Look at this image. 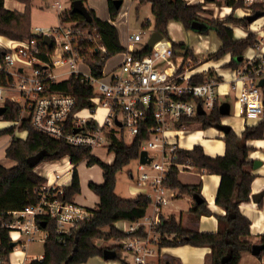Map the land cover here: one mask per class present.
<instances>
[{"label": "trees", "instance_id": "trees-1", "mask_svg": "<svg viewBox=\"0 0 264 264\" xmlns=\"http://www.w3.org/2000/svg\"><path fill=\"white\" fill-rule=\"evenodd\" d=\"M24 5L23 12L9 10L4 6V0H0V37L6 40L22 41L37 38L31 32V3L33 0H15ZM81 1L91 16V21L85 19L71 11L70 8L59 14L60 21L74 22L78 27L92 29L95 28L101 37V44L106 49L105 60L122 53L125 48L120 44L118 31L114 25L108 21L97 18L93 9L86 6L88 0ZM117 0H107L108 12L113 20L117 17L119 10L114 2ZM124 1V0H122ZM138 8L149 4L153 17L152 32H157L166 38L169 46L174 50H183L185 56L198 63L193 49L184 43L171 41L168 34V24L172 21L178 22L186 31L190 30L193 22H202L208 25V29L198 32L207 35L210 30L215 32L216 37L221 42L219 49L207 59L218 60L230 55V61L225 65L228 68H239L243 62L244 53L255 45V36L251 33L244 38H236L231 25L247 30L249 23L245 17H238L235 14L237 9L243 7L242 1H227L226 7L231 8L228 15L221 19L205 20L201 14L205 13V8L209 0L203 3L187 5L184 0H136ZM263 13L264 8L260 5L253 6L252 14ZM149 27V26H148ZM39 39V38H38ZM39 57L47 61L46 54L52 52L47 45H39ZM147 46L141 52H134V56H141L150 53ZM0 62L2 60V51ZM91 75L100 77L105 61L100 60L98 54H93L88 60ZM211 74V69H209ZM206 76L197 75L193 78L194 83H203ZM12 78L0 72V84L11 83ZM53 90L71 93L75 96L76 104L73 112L91 107L93 96V86L80 78L72 75L67 80L55 83ZM5 111L0 116L1 120L15 122L20 120L18 130L26 131L25 139H20L13 135L14 126L0 130V136L11 135L8 146L5 149L6 159L15 162L12 167L6 168L0 164V260L2 264H9V254L12 249V242L9 236V228L6 226L12 221L9 212L20 211L26 206L35 205L39 200L38 189L45 179L39 176L34 168H31L26 160L28 157L44 152L41 162H50L69 157L72 165L70 182L62 186V194L57 198L61 202H72L75 195L80 193V181L76 170L78 163L85 161L88 167L98 165L102 170V184L93 181L88 182V188L98 198L95 209H90L88 219L78 221L70 228L69 232L63 235V240L55 232L56 221L46 217L43 221L45 226L43 240V257L33 259L29 264H85L93 257H102L105 248L98 247L95 241L110 239H124L128 236H138L144 238L147 232L143 227H139L132 234H127L115 227V223L125 221L135 223L142 219L150 207L152 200L150 197L140 194L132 199H122L115 194L116 174L131 160L137 159L140 142L146 137L141 130L131 144H127L121 138H110L108 151L114 154L113 161L108 164L91 154V150L86 147L71 146L64 140H56L31 126L29 118L20 119L21 107L18 103L6 100L3 104ZM218 104L214 109L203 116L195 119H187L184 122L197 124L201 129L213 127L221 122L222 116L219 113ZM71 118L68 117L65 124V131L70 132ZM92 123L89 122V125ZM264 137V115L253 126H246L242 135L237 136L233 130L224 135L225 152L222 156L209 157L204 154L199 145L193 146L190 150L179 149L175 152L177 163H188L194 168L201 169L208 174L220 176V184L215 198V203L225 210L224 216H218L219 228L214 233H200L183 227L174 218L162 220L155 230L159 233V248L190 245L194 247H208L211 250V264H238L243 254L250 253L252 242L249 241L250 222L241 215L239 209L243 206L253 204L256 208L261 207V200L252 202V192L250 184L253 175L245 167L248 165L247 154L249 147L243 143L245 140L262 139ZM178 170L171 167L164 178V185L176 189L177 195H198L200 203H193L189 210V215L193 219H198L202 215H210L206 207V202L201 197L200 184L184 185L177 178ZM264 197V189L260 192ZM41 219V218H40ZM42 222V221H41ZM38 223H40L38 219ZM107 229L108 232H102ZM257 244H264V234L260 236ZM121 244L106 248L110 250L119 249ZM264 255V249L257 256Z\"/></svg>", "mask_w": 264, "mask_h": 264}, {"label": "built area", "instance_id": "built-area-1", "mask_svg": "<svg viewBox=\"0 0 264 264\" xmlns=\"http://www.w3.org/2000/svg\"><path fill=\"white\" fill-rule=\"evenodd\" d=\"M184 1L191 5L205 0ZM214 1L224 6L230 0ZM239 1L243 3L240 17L252 15L253 6L260 5L264 8V0ZM52 8L59 14L64 11L59 1L54 2ZM121 13L126 16L127 10L122 11L121 7L117 18ZM59 14L56 26L45 30L34 27L31 30L37 38L7 40L8 47L0 49V72L12 78L11 83L0 84V100L3 103L9 100L20 104L21 111L27 114L26 118L30 119L34 129L56 140H64L71 146L89 148L91 152L95 147H103L105 141L108 143L104 147L108 148L111 136L116 139L122 137L124 140L125 133L131 139V144L139 132L143 131L146 138L140 142L139 154L145 151L150 161L147 164L139 163L138 185L150 186L155 192L153 211L150 216L145 215L124 231L132 234L143 227L147 232L146 237L128 236L120 243L124 250L133 252L132 264H149L148 259L155 254L153 246L160 237L155 230L162 222L160 211L169 203L163 195L167 188L163 183L164 178L171 167L178 171L191 167L188 163H177L175 152L180 148L176 142L171 141L172 132L190 124L184 120L200 116L198 105L204 112L203 115H206L217 104H221L220 95L229 93L234 94L239 115L248 119L264 115V83L262 87L258 85L260 80L264 82V25H257V19L249 24L247 30L239 27L245 32V37L248 33L255 36V45L250 49L256 53L244 58L239 68H230L227 81L222 80L223 77L216 69H211V74L209 69L193 74L199 63L187 58L183 50H174L169 45L155 44L150 53L134 56L133 53L138 51L131 47L141 42L142 38L140 33L127 31L122 61L113 68L109 80L104 82L101 81L104 76L103 68L98 78L91 75V69L90 76L78 69L81 64L90 68L88 60L93 54H98L100 60L106 61V49L101 44L97 30L78 27L74 22H62ZM149 23L150 20L146 19L142 28H147ZM44 37L50 40V46L44 43ZM40 44L47 45L52 50L46 54L47 61L39 57ZM17 63L29 66L31 74H26L23 66ZM72 75L80 76L93 86V96L90 99L92 105L85 108L88 111L86 117L81 114L84 109L73 112L76 104L73 94L52 89L55 83L67 80ZM197 75L206 76V81L194 83L193 78ZM222 83L228 85L226 92L220 90ZM6 91L16 94L4 96ZM98 110H103L101 120L95 118ZM69 116L70 132H66L64 127ZM89 122L92 124L89 125ZM19 123L20 120L15 121V130H18ZM74 129L78 131L73 132ZM54 174L52 181L45 179L40 185L37 204L9 212L12 221L6 226L9 228L10 239L12 242L17 240L11 237V232L24 235L26 241L20 245L23 249L27 243L35 240V234L43 231L38 219L40 222L46 217L54 219L55 232L63 240V235L76 222L88 219L91 214L88 210L71 202H61L57 198L62 194V188L56 184L59 172L55 171Z\"/></svg>", "mask_w": 264, "mask_h": 264}, {"label": "crops", "instance_id": "crops-1", "mask_svg": "<svg viewBox=\"0 0 264 264\" xmlns=\"http://www.w3.org/2000/svg\"><path fill=\"white\" fill-rule=\"evenodd\" d=\"M56 1H59L61 3L60 0H53L52 4ZM124 1L122 3V11H124L126 9L127 10L126 16H128L129 10L131 9V4L125 5ZM132 1L137 2L136 0H132ZM209 2L213 3L216 1H214V0L210 1L209 0ZM209 2L207 3V5L209 4ZM216 3L219 4V2H216ZM19 4H21V3H19ZM62 4L63 3H61V5ZM106 4H107V0H98L97 2H95V0H88L86 2V6L94 10L97 18H99L102 21H108L109 23H111L112 25L115 26L114 22L117 20H123L125 16L121 13V15L118 16V18L116 17L115 19L112 20L109 16L108 7L106 9ZM4 6L6 7L5 1H4ZM51 7H52V5H51ZM224 7H226V5H224L223 8ZM12 8H14V9H12ZM62 8H63V10L71 8V2L69 1L68 7L64 8L62 5ZM227 8H228V14H229L231 11V8H229V7H227ZM7 9L18 11V12H23L24 5L21 4V7H19V6H15V5L12 6V4H11V9L10 8H7ZM238 11H241V10L237 9L235 11V14L238 17L242 16V13H238ZM228 14H226V15H228ZM57 18H58V16H57ZM169 27L170 28L173 27L176 29L178 28V26L174 24V21H172L168 24V27H167L168 31H169ZM116 29H117V27H116ZM233 30H234V35L236 38L240 39V38L245 37V32L240 30L239 27H238L237 31H235L234 28H233ZM127 31H129L128 21H127ZM118 37H119L120 44L125 48L126 47L125 35H123V33L121 34L118 31ZM174 41H176V40H174ZM175 43H183V42L182 41H176ZM220 44H221V42H220ZM146 45H147V43L142 48L137 49V48H135V45L133 44L131 49L138 51V52H141ZM191 49H193L194 53L197 52L196 49H194L192 47H191ZM255 53H256L255 51L248 49L244 53L242 58L244 59L248 56H252ZM116 55L121 57V61H122V53H119ZM224 85L227 86L226 90L223 89V88H225ZM220 88H221L220 90L222 92H226L228 90V85L226 83H222ZM230 96L233 97L236 115L233 116V118H230V121H227V123H225V124L229 125L231 130H233L234 133L240 137L246 126L255 125L257 122L260 121V119L262 117L257 118V119H248V118H245V117L239 115L238 110H237L238 107H237V104L235 103L234 94H232V93H229L227 95H220L219 96L220 103L226 102L225 98L230 97ZM84 110H86V109H84ZM84 110L81 111V114ZM101 111L103 114V110H101ZM97 112H100V110H98ZM230 112H231V104H230ZM229 115H230V113H229ZM15 131H16V133L17 132H24L25 133L24 137L20 138V139H25L26 131L14 130V132ZM224 135L225 134L223 132L219 131L218 129H216L215 126L208 127L206 129H201L197 124H188V125H185L183 129H178V130H175L174 132H172L171 141L176 142L178 145V148L183 149V150H190L193 148V146L199 145L202 147L205 155H207L209 157H216V156H222L225 152ZM9 137H10V135H9ZM9 141L10 140L7 141L6 145L0 147V151H3L2 155L0 156V160L3 158L6 159L5 149L8 146ZM243 143L245 144V146L250 148V150L248 151V154H247L248 165L245 167V169L250 174H252L254 176L253 180L250 184L251 192H252V195L258 194L264 189V137L262 139L245 140ZM107 159L108 160H106V161L108 162V164H110L114 159V154L111 155V157H109ZM62 160H65L66 167L68 168V173L70 175L72 166L70 165L69 157H64V158H62L60 160H56V161L41 162L40 164H38L34 168V171L39 176L43 177L44 179H48V180L52 181L54 179L53 176L55 175L54 172L55 171L58 172L61 169L59 162ZM8 161L9 162L6 163L5 165L3 163L1 165L6 167V168H9V167H12L16 164L13 161H10V160H8ZM254 161L260 162V165L257 168H254V164H253ZM39 166H40V168H39ZM147 169L149 170L148 167H147ZM76 170H77V168H76ZM137 171H138V167H137ZM101 173H102V170H101ZM59 174H60V177L57 180L56 184L61 186V187L66 186V185H62L61 183H58V181L62 178L60 171H59ZM130 176L132 178L131 174H130ZM177 178L180 181V183H182L184 185L200 184L201 197L206 202V207L210 211L211 214L210 215H202L198 219H193L192 217H190V215L188 213L190 208L192 207V205L194 203V200L192 199V197H190L188 195L178 196L177 195L178 191L176 189L167 187L165 192L163 193V195L165 198H167L169 200V203L166 206L161 208L160 218L163 220H167L168 218L172 217L175 219V221L177 223H180L183 227L198 231L200 233H214V232H216L219 228V223H218L217 217L225 215L224 208L216 205V203H215L216 194H217L218 187L220 184V176L217 174H208L201 169L194 168L191 166L190 168H184L183 170L178 171ZM79 181H80V179H79ZM88 182H87V184H88ZM102 182H103V179L101 177L100 181L95 182V183L96 184H102ZM137 183H138V181H137ZM86 190L88 191V193L86 194V197H88L87 199H84V200L79 199V201H78L77 200L78 195H75L73 197L71 203H73L74 205L81 207L82 209L87 211V210L96 208V206L98 204V198L94 193H92V191H90L89 188H87ZM80 191H81V185H80ZM130 193L133 196L132 198H134L135 196L140 195V194L146 195V196L151 198L152 203L146 212V215L150 216L152 214V211H153L152 210L153 209V203H154L153 199L155 197V192L153 191V189L150 186L132 187V188H130ZM132 198H130V199H132ZM260 200H261V207L260 208H256L253 204H250L248 206L240 207V209H239L241 215L244 216L246 219H248L250 222L249 241L252 242L253 244L257 243L260 236L264 234V197H262ZM252 202H253V200H252ZM131 224L132 223H130V222L119 221V222L115 223V227L118 230H121L124 232L129 228V226ZM102 232L107 233L108 230L103 229ZM42 233H44V232L41 231L40 233L35 234V240L32 242L43 241L45 234L43 237ZM16 239H17L16 241H13V242H15L16 246L12 249V251L10 253L13 260L9 261V264H29V262L31 260L43 257V252L38 253L37 256L36 255L29 256L28 247H29V244L32 242L27 243V246L25 247V249H23L20 246L21 244H23L26 241V238L24 235H22L21 238L19 237ZM118 243H119V240H116V242L115 241L113 242L114 245H116V244L118 245ZM96 244L98 247L107 246L106 244H103L101 242H96ZM153 249L155 250V254L148 259L149 264H211V257H210L211 250L208 247H194V246H190V245H181V246H174V247L159 248L157 244H154ZM120 251H124L125 255L123 256L122 254H120L119 253ZM115 252H116V256L112 260H104L102 257L96 256V257L89 259L88 262L85 264H132L133 263V252L129 251L132 253V255L129 256V254H128L129 252L124 250L122 247H120V249L115 250ZM238 264H264V255L262 257L258 258L256 256H253L250 253L243 254L242 257L240 258Z\"/></svg>", "mask_w": 264, "mask_h": 264}, {"label": "rangeland", "instance_id": "rangeland-1", "mask_svg": "<svg viewBox=\"0 0 264 264\" xmlns=\"http://www.w3.org/2000/svg\"><path fill=\"white\" fill-rule=\"evenodd\" d=\"M5 1V5L7 8L11 9V4L12 6H19L21 7V4H19L18 2L14 1V0H4ZM61 3H63V7L66 8L69 6V0H60ZM98 0H95V2H97ZM53 0H33L31 3V30L34 27H41L43 28V30L53 27L55 25H57L58 23V18H57V14H59V12H57L56 10H54L51 5H52ZM125 5H130L131 4V9L129 10L128 16H125L123 20H117L114 22L115 26L117 27V30L123 35H125V39H126V33H127V21H128V27H129V32L130 33H140L141 35V42L139 43H135V48L140 49L142 48L148 41L150 35L152 34V29H153V17L151 14V10H150V5L149 4H145L141 7L138 8V4L135 1L132 0H125L124 1ZM108 5L106 4V9H107ZM122 7V6H121ZM120 7V8H121ZM207 11L205 13H202L201 16L203 19L205 20H211V19H221L223 18L226 14H228V8L224 7L222 3L219 2H213L210 3L208 5H206ZM14 9V8H12ZM238 13H242L241 11H238ZM149 19L150 23H149V27L147 28H142V23L146 20ZM257 20V19H256ZM175 25L178 26V28H170L169 27V38L171 39V41L176 40V41H182L187 47H192L194 49L197 50V52L195 53L197 59L199 60V64H197L193 74H197V73H201L204 70L207 69H216L217 72L223 77L222 80L223 81H227L230 77V68L225 67V65L230 61V55H225L221 58H219L218 60H209L207 59L208 55L215 53L219 47L221 46L220 41L218 40V38L215 35V32H213L212 30H210L208 32L207 35H200L196 32H193L191 30L186 31L183 29L182 25L178 22H174ZM257 25H264V16L258 18ZM231 27H233L235 29V31H237L238 27L231 25ZM244 32V31H243ZM174 41V42H176ZM7 40L0 37V49H6L8 46L7 44ZM169 42L166 38L161 39L159 42L156 43V46H168ZM11 46V45H10ZM196 47V48H195ZM121 62V57L119 56H112L109 59H107L105 61V64L103 66V73L104 76L101 78V81H108L109 80V75L111 74L112 70L114 67H116L119 63ZM17 65L19 66H23L26 74L30 75L31 74V68L29 66H26L24 64L21 63H17ZM79 71L90 76V68L86 65V64H81L78 67ZM212 72V70H211ZM225 88H223L224 90L227 89V86L224 85ZM95 91L97 92V87L96 85H94ZM221 89V88H220ZM16 93L13 91H6L4 92V96H9V95H15ZM225 101L229 102L231 104V112L230 115L226 116V117H222L221 119V123H227V121H230V118H233V116H235V108H234V101H233V97H227L225 98ZM21 102V101H20ZM3 102L2 100H0V106L2 105ZM20 105V104H19ZM82 115L84 117H86L88 115V111L84 110L82 112ZM101 115H102V111L100 110V112H96L95 113V118L96 120H101ZM23 116V117H22ZM20 117L21 119L26 118L27 114L25 112L20 111ZM227 119V120H226ZM235 120V119H234ZM16 128L15 126V122H7L4 120H0V130H3L5 128H10L13 127ZM18 127V126H17ZM14 135H16L19 138H23L25 133L24 132H15ZM9 140V135H2L0 136V147L6 145L7 141ZM124 140L127 144H130L131 139L128 137V135L125 133L124 134ZM108 142L105 141V145ZM105 145H103V147H95L92 149L91 154L95 157H97L98 159L102 160L104 163H108L106 160H108L107 158L111 157V155H113L112 153L108 152L107 148L104 147ZM3 151H0V156L2 155ZM154 155V154H153ZM9 161L7 159H1L0 160V164H6ZM60 164V173L62 175V178L58 181V183H61L62 185H68L69 181H70V175L68 173V168L66 167V163L65 160H62L59 162ZM139 165V161L138 159H134L131 160L127 165H125L117 174H116V181H115V194L122 198V199H130L132 198V194L130 193V188L132 187H143L145 185H141L137 183L138 181V174L139 172L137 171V167ZM40 168V166H39ZM38 168V169H39ZM77 168V172L79 175V179H80V185H81V191L78 194V201L79 199H87L88 197H86V194L88 193V191L86 190L88 188L87 182L88 181H93V182H98L100 181L101 177H102V173H101V169L98 165H94L91 167H88L86 165L85 161H82L80 163L77 164L76 166ZM58 171V172H59ZM130 174L132 175V178L130 176ZM93 176V177H92ZM93 180H92V179ZM90 179V180H89ZM43 237L45 233H42ZM11 237L13 239L16 238H21V236L17 235L14 232L10 233ZM116 240L120 241L123 239H110L109 241H104V240H97L96 242H101L103 244H106L107 242V246L103 247V248H112L113 246H116L113 244V242ZM111 241V242H110ZM106 242V243H105ZM43 241H36V242H32L29 244L28 247V252H29V256L32 255H38V253H42L43 252ZM120 249V247H119ZM117 249H114V251ZM129 252V251H127ZM120 254H122L123 256L125 255L124 251H120ZM129 256L132 255L131 252L128 253ZM12 257L11 254H9V261H12Z\"/></svg>", "mask_w": 264, "mask_h": 264}, {"label": "water", "instance_id": "water-1", "mask_svg": "<svg viewBox=\"0 0 264 264\" xmlns=\"http://www.w3.org/2000/svg\"><path fill=\"white\" fill-rule=\"evenodd\" d=\"M213 1V0H210ZM123 1L122 0H117L114 2V5L116 7V9H120V7L122 6ZM71 11L74 13H77L79 15H81L86 22H90L91 21V16L88 13L85 5L81 2V1H73L71 2ZM264 16L263 13H254L252 15H248L246 16V20L247 22L250 24L252 23L254 20L260 18ZM208 29V25L206 23H202V22H193L190 30L193 32H201V31H205ZM161 39H163L162 35H160L157 32H152V34L150 35L148 41H147V47L149 50H151L154 45L159 42ZM44 43L47 44L48 46H50V40L47 37H44ZM1 55V52H0ZM263 80H260L258 85L259 86H263ZM219 113L222 117H226L229 115L230 113V104L226 101V102H221V104L219 105ZM198 115L202 116L204 114V112L202 111L200 105H198ZM5 111V107L4 106H0V116H2V114ZM215 128L218 129L219 131L223 132L224 134L228 133L231 128L229 125L224 124V123H218L215 125ZM78 130L74 129L73 132H77ZM44 156V152L40 151L37 154L30 156L27 158L26 162L27 164L31 167V168H35L38 164L41 163L42 158ZM150 158H148L147 153L145 151H141L139 154V163L141 164H147L149 163ZM254 168H257L260 165L259 161H254ZM262 198V195L260 193L258 194H254L252 195V200L254 203L258 202L260 199ZM192 199L194 200L195 203H200L201 199L198 195H193ZM40 225L42 227L45 226V222L42 221L40 222ZM16 246L15 242H11L10 243V247L14 248ZM264 249V244H252L251 249H250V254H252L253 256H258L261 251ZM116 256V252L114 250H110V249H104L102 252V258L104 260H112L114 259ZM222 264H224V260H222Z\"/></svg>", "mask_w": 264, "mask_h": 264}, {"label": "bare ground", "instance_id": "bare-ground-1", "mask_svg": "<svg viewBox=\"0 0 264 264\" xmlns=\"http://www.w3.org/2000/svg\"><path fill=\"white\" fill-rule=\"evenodd\" d=\"M196 48V47H195Z\"/></svg>", "mask_w": 264, "mask_h": 264}]
</instances>
